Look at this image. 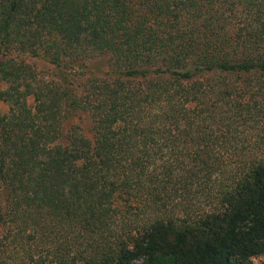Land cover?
Listing matches in <instances>:
<instances>
[{
    "label": "trees",
    "instance_id": "1",
    "mask_svg": "<svg viewBox=\"0 0 264 264\" xmlns=\"http://www.w3.org/2000/svg\"><path fill=\"white\" fill-rule=\"evenodd\" d=\"M0 264H264V0H0Z\"/></svg>",
    "mask_w": 264,
    "mask_h": 264
},
{
    "label": "rangeland",
    "instance_id": "2",
    "mask_svg": "<svg viewBox=\"0 0 264 264\" xmlns=\"http://www.w3.org/2000/svg\"><path fill=\"white\" fill-rule=\"evenodd\" d=\"M41 65V64H40Z\"/></svg>",
    "mask_w": 264,
    "mask_h": 264
}]
</instances>
